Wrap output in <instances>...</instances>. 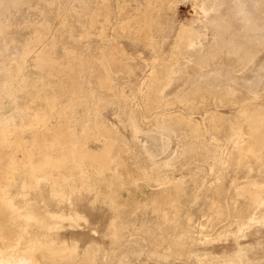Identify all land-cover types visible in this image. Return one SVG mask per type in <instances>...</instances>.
<instances>
[{
  "label": "rangeland",
  "instance_id": "obj_1",
  "mask_svg": "<svg viewBox=\"0 0 264 264\" xmlns=\"http://www.w3.org/2000/svg\"><path fill=\"white\" fill-rule=\"evenodd\" d=\"M0 264H264V0H0Z\"/></svg>",
  "mask_w": 264,
  "mask_h": 264
},
{
  "label": "bare ground",
  "instance_id": "obj_2",
  "mask_svg": "<svg viewBox=\"0 0 264 264\" xmlns=\"http://www.w3.org/2000/svg\"><path fill=\"white\" fill-rule=\"evenodd\" d=\"M253 138V137H252ZM252 140V139H251Z\"/></svg>",
  "mask_w": 264,
  "mask_h": 264
}]
</instances>
